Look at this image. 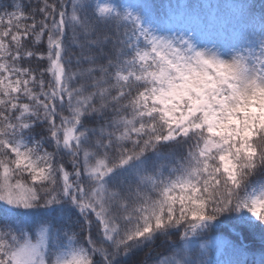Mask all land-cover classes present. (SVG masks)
<instances>
[{
  "label": "snow or ice",
  "instance_id": "1",
  "mask_svg": "<svg viewBox=\"0 0 264 264\" xmlns=\"http://www.w3.org/2000/svg\"><path fill=\"white\" fill-rule=\"evenodd\" d=\"M158 237L155 264H264V7L0 2V264Z\"/></svg>",
  "mask_w": 264,
  "mask_h": 264
},
{
  "label": "trees",
  "instance_id": "2",
  "mask_svg": "<svg viewBox=\"0 0 264 264\" xmlns=\"http://www.w3.org/2000/svg\"><path fill=\"white\" fill-rule=\"evenodd\" d=\"M0 2H6V0H0ZM16 3H20L24 7V11L26 13H30L34 8L38 7L40 4V0H14ZM154 3L156 4H161V3H167L168 0H153ZM174 2V0H173ZM243 2L247 3L248 5L252 6L254 11L256 13H259L261 8L264 7V0H243ZM39 18V17H38ZM44 46H40V51H45ZM31 65L33 67H45L46 62H38L37 60H32ZM47 79V77H46ZM37 132L40 131L39 128L36 129ZM52 149L49 148V151ZM70 158L65 156L63 157V160L67 162ZM67 167L69 170L71 169L70 163L67 164ZM93 235L95 236V229H93ZM163 237H158L155 241V243L150 246V247H145L142 250H137L135 251L132 255H130L127 259V264H155V261L158 256L161 254H164L169 251V246L168 244L163 242ZM173 240L179 239L178 234L174 235L172 237ZM254 249V252L251 253L250 255H259V237L257 236L255 238V242L250 245Z\"/></svg>",
  "mask_w": 264,
  "mask_h": 264
},
{
  "label": "rangeland",
  "instance_id": "3",
  "mask_svg": "<svg viewBox=\"0 0 264 264\" xmlns=\"http://www.w3.org/2000/svg\"><path fill=\"white\" fill-rule=\"evenodd\" d=\"M217 2H219V3H224L225 0H217Z\"/></svg>",
  "mask_w": 264,
  "mask_h": 264
}]
</instances>
